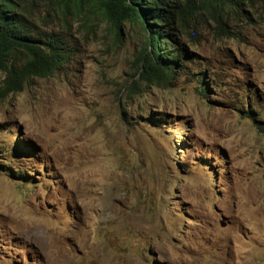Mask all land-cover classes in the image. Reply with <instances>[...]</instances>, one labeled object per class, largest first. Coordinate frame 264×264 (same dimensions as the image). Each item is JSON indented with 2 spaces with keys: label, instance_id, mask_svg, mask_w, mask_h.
Returning <instances> with one entry per match:
<instances>
[{
  "label": "rangeland",
  "instance_id": "374dc122",
  "mask_svg": "<svg viewBox=\"0 0 264 264\" xmlns=\"http://www.w3.org/2000/svg\"><path fill=\"white\" fill-rule=\"evenodd\" d=\"M24 12L72 55L17 92L0 70V264H264V134L243 112L264 116V6L188 19L185 67L157 82L138 22Z\"/></svg>",
  "mask_w": 264,
  "mask_h": 264
},
{
  "label": "trees",
  "instance_id": "16d2710c",
  "mask_svg": "<svg viewBox=\"0 0 264 264\" xmlns=\"http://www.w3.org/2000/svg\"><path fill=\"white\" fill-rule=\"evenodd\" d=\"M27 1L0 0V70L6 74L1 88L4 93L21 91L32 77L49 76L72 55L70 43L60 35H34L28 29L24 16ZM44 1L55 3L61 12L99 14L118 37L123 24L138 22L146 33L143 49L138 54V78L147 82L171 80L178 69L185 67L181 60L189 54L179 43L175 32H180L188 19L206 14L221 26L224 18L220 12L225 8L234 7L243 14V6L247 3L257 2L264 6V0ZM164 34L172 42L169 50L166 40H163ZM202 79L203 75L197 78L198 82ZM129 88L133 92L139 90L137 81L134 80ZM246 107L243 111L247 114L245 116L252 118L257 129L264 134V116L259 115V119H255L251 114H260L259 111L249 104Z\"/></svg>",
  "mask_w": 264,
  "mask_h": 264
},
{
  "label": "clouds",
  "instance_id": "9594fccd",
  "mask_svg": "<svg viewBox=\"0 0 264 264\" xmlns=\"http://www.w3.org/2000/svg\"><path fill=\"white\" fill-rule=\"evenodd\" d=\"M33 0H28L26 3H25V8H26V6H27V3H29V2H32ZM25 10V9H24ZM83 15L85 16V20L86 21H88V19L92 16V15H95V14H90V13H88V12H86V13H83ZM96 15H99V14H96ZM24 16H25V12H24ZM100 16V15H99ZM101 17V16H100ZM102 18V17H101ZM103 19V18H102ZM25 20H26V18H25ZM104 20V19H103ZM105 21V20H104ZM106 22V21H105ZM35 35V34H34ZM164 39L163 40H169L167 37H163ZM169 42L172 44V42L169 40ZM71 45V44H70ZM166 47H168L167 46V43H166ZM169 50V49H168ZM4 72V71H3ZM28 82V81H27Z\"/></svg>",
  "mask_w": 264,
  "mask_h": 264
},
{
  "label": "bare ground",
  "instance_id": "6f19581e",
  "mask_svg": "<svg viewBox=\"0 0 264 264\" xmlns=\"http://www.w3.org/2000/svg\"><path fill=\"white\" fill-rule=\"evenodd\" d=\"M60 12H61V9H60ZM61 13H66V12H61ZM68 13H71V12H68ZM119 34V33H118ZM9 40V39H8ZM13 41V40H12ZM70 59V58H69ZM50 63V62H49ZM67 63V62H66ZM56 71V70H55ZM264 112V111H263Z\"/></svg>",
  "mask_w": 264,
  "mask_h": 264
}]
</instances>
